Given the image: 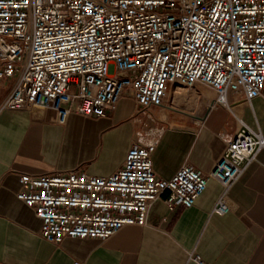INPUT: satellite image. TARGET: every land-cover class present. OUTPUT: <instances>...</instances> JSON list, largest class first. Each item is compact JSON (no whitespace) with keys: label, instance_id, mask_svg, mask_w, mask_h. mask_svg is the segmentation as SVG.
I'll use <instances>...</instances> for the list:
<instances>
[{"label":"built area","instance_id":"built-area-1","mask_svg":"<svg viewBox=\"0 0 264 264\" xmlns=\"http://www.w3.org/2000/svg\"><path fill=\"white\" fill-rule=\"evenodd\" d=\"M176 87L232 112L233 96L247 104L261 96L264 0H0V115L22 111L64 126L72 112L98 118L122 98L136 104L132 145L109 176L19 174L15 197L41 221L42 239L58 246L144 226L154 202L190 208L209 179L221 187L210 214L232 210L230 188L264 150V133L234 114L207 175L183 164L159 178L152 154L168 124L156 110L170 108Z\"/></svg>","mask_w":264,"mask_h":264},{"label":"crops","instance_id":"crops-1","mask_svg":"<svg viewBox=\"0 0 264 264\" xmlns=\"http://www.w3.org/2000/svg\"><path fill=\"white\" fill-rule=\"evenodd\" d=\"M231 103L233 112L202 101L194 110L184 102L157 109L168 127L152 154L156 175L169 179L183 164L207 175L225 150L223 137L234 132V114L264 133V89L251 104L236 96ZM135 108L122 98L105 117L72 112L64 126L22 111L0 115V264H198L196 254L202 264H264V150L231 186L233 208L224 215L210 214L221 187L209 179L192 207L170 210L157 200L144 226H124L110 238H65L58 246L41 238V221L15 197L19 174L109 176L132 145Z\"/></svg>","mask_w":264,"mask_h":264},{"label":"rangeland","instance_id":"rangeland-1","mask_svg":"<svg viewBox=\"0 0 264 264\" xmlns=\"http://www.w3.org/2000/svg\"><path fill=\"white\" fill-rule=\"evenodd\" d=\"M201 90L205 95L210 96L209 98L213 97V93L211 91H209L203 87H201ZM197 93H198L197 90H194V89L183 90L180 94H178L179 96L176 95L171 99L170 107L179 108V106L182 104V102H184L185 105L187 106L186 108H189L190 110L191 109L194 110L196 108L198 102H200L197 99Z\"/></svg>","mask_w":264,"mask_h":264},{"label":"bare ground","instance_id":"bare-ground-1","mask_svg":"<svg viewBox=\"0 0 264 264\" xmlns=\"http://www.w3.org/2000/svg\"><path fill=\"white\" fill-rule=\"evenodd\" d=\"M175 96L176 95H178V94H180L182 91H181V89L179 88V87H176L175 88ZM210 95V94H209ZM179 96V95H178ZM210 97V96H209ZM235 110H236V107H235ZM160 118H162L163 120H166V116L165 115H162Z\"/></svg>","mask_w":264,"mask_h":264}]
</instances>
